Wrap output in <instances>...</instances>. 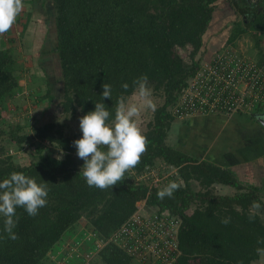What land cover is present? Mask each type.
<instances>
[{
    "label": "trees",
    "instance_id": "trees-1",
    "mask_svg": "<svg viewBox=\"0 0 264 264\" xmlns=\"http://www.w3.org/2000/svg\"><path fill=\"white\" fill-rule=\"evenodd\" d=\"M24 1L32 7L39 4L47 15L44 24L48 29L53 27L52 50L63 79L62 112L79 111L83 116L93 111L95 102H101L102 85L107 83L112 88V99L105 98L103 102L114 113L118 98L130 96L134 91L133 81L147 75L149 86L163 100L143 131L147 150L131 171L141 173L145 166L164 162L178 167L177 175L168 176L167 184L183 183L172 197L163 200L157 196L163 185L149 188L144 182L136 184L130 179V172L113 188L89 187L80 174L84 161L78 158L73 146L82 132L68 134L62 123L48 121L32 126L30 137L25 131L20 133L28 123L11 124L3 116V109L21 90L15 49L9 40L6 47L0 48V182L12 172H23L38 183L48 182L49 192L47 204L39 209L38 215L29 216L25 209H16L15 240L4 231V217L0 216V264H53L48 259L55 245L80 220L85 221V241L94 253L84 262V257L75 252L76 247L71 257L65 259L66 264H72L74 259H81V264H94V257L103 264H138L108 239L142 199L146 200V207L182 219L178 233L180 254L173 264L257 261L260 257L256 249L264 248V244H258V240L264 239L261 187L242 184L231 168L206 157H196L168 144L167 139L171 124L178 120L169 108L194 73L202 53H214L223 45L236 46L239 37L249 35L259 60L263 59L258 35L264 32V0H50L49 7L46 0ZM220 1L227 2L234 19L224 26L228 28L226 34L210 51L203 36ZM176 49H188L189 62ZM125 83L129 85L127 91L122 88ZM262 110L264 105L256 108L257 112ZM29 139L36 157L21 164L14 160L9 148L21 151ZM46 146H55L59 153L62 150L63 159L58 161L57 155L44 152ZM193 182L200 189H194ZM218 184L232 187L235 192L216 193ZM254 201L262 207L250 222L249 210ZM226 217L231 222L224 225L221 219ZM79 242L76 240L72 245ZM97 243L103 246L98 248Z\"/></svg>",
    "mask_w": 264,
    "mask_h": 264
},
{
    "label": "rangeland",
    "instance_id": "rangeland-1",
    "mask_svg": "<svg viewBox=\"0 0 264 264\" xmlns=\"http://www.w3.org/2000/svg\"><path fill=\"white\" fill-rule=\"evenodd\" d=\"M49 1L46 0V7L50 6ZM31 8L32 10H30ZM43 10L39 7V4L32 7L24 1V9L13 28L5 35L0 36V48L6 47L9 40L13 41L11 47L15 49L14 54L17 59V71L21 86V90L17 91L10 100L9 106L3 109V116L11 124L20 123L24 126L27 122L28 124L20 133L25 131L28 137L31 136L32 126L41 125L48 121L62 123L65 133H81L79 127L81 114L79 111L74 114L62 112L60 101L63 94V79L59 63H57L55 53L52 50L55 44V35L53 27L48 29L44 24L47 15ZM233 19L234 15L230 11L227 2L220 1L213 22L203 36L205 45L208 46L210 51L217 46L216 41L219 43V40L226 34L228 28L224 26ZM21 31H23V34H21ZM258 37L261 47H263L264 33L261 32ZM254 46V40L249 35H242L236 40L235 48L242 49L244 53H252ZM188 49H176L185 62H189ZM149 87L157 106L160 105L163 98L154 93L152 86ZM152 112L150 110L145 111L140 117L143 131L152 116ZM227 118L228 116L217 115L213 117L195 116L191 122L175 120L171 124L167 139L168 144L177 146L196 157L211 159L222 167L231 168L242 184L259 185L261 194L264 196V148L261 149L262 146L264 147V140H259L264 130H260L257 135L251 136L252 132L249 133L250 138L249 136L240 137L241 140L246 139L245 142L241 141L243 145H240V139L236 138L235 135L226 139L224 133L234 129L230 127L233 125L230 122L231 119ZM221 134L225 137L222 138ZM80 138H82V134L77 137V139ZM30 143V139L29 142L26 141L21 151H16L14 147L9 148L14 160L25 164L26 160L36 157L34 147ZM43 151L52 152L57 156L61 154L55 146H46ZM259 177L260 179H258ZM193 187L196 190L200 189L196 182H193ZM215 192L228 194L235 192V190L232 187L219 185L216 187ZM136 205L142 206L143 204L137 202ZM142 212L145 213L146 210H142ZM84 224L85 221L80 220L75 224L73 231L64 233L60 243L57 246L55 245L53 252L49 255L48 261L50 263L66 264L65 259L71 257L70 254L76 247L75 252L80 257H84V262L90 259L94 249L85 241L87 240V233L85 232L87 229ZM76 240H80V242L73 246L72 243ZM259 260L260 258L253 264H258ZM79 261L81 259H74L72 264H79ZM93 262L94 264H103L101 261L95 260V257Z\"/></svg>",
    "mask_w": 264,
    "mask_h": 264
},
{
    "label": "clouds",
    "instance_id": "clouds-1",
    "mask_svg": "<svg viewBox=\"0 0 264 264\" xmlns=\"http://www.w3.org/2000/svg\"><path fill=\"white\" fill-rule=\"evenodd\" d=\"M23 9L24 0H0V36L13 28ZM133 85L131 96L121 95L114 105L113 113L103 102L105 98L112 99L111 85L104 83L101 102H95V109L80 117L82 138L75 140L73 146L78 158L84 161L80 174L89 187L106 190L123 182L125 174L140 163L147 150L148 141L140 117L145 111H156L157 104L147 75L137 78ZM122 88L127 91L129 85L125 83ZM63 155L61 150L56 159L62 160ZM47 183H38L23 172H12L0 182V216L4 217V231L10 239H17L13 229L18 223V207L34 217L40 208L46 206L49 192ZM182 183L169 182L158 191V198L163 200L172 197ZM261 207L260 202H253L249 210L250 222L259 214ZM230 222V217L221 219L224 225ZM258 244H264V239L258 240ZM256 252L260 257L258 264H264V248L258 247Z\"/></svg>",
    "mask_w": 264,
    "mask_h": 264
},
{
    "label": "built area",
    "instance_id": "built-area-1",
    "mask_svg": "<svg viewBox=\"0 0 264 264\" xmlns=\"http://www.w3.org/2000/svg\"><path fill=\"white\" fill-rule=\"evenodd\" d=\"M252 51L244 53L229 44L203 55L205 57H201L194 73L169 108L171 114L176 119L213 115L230 117L249 114L263 106L264 57L260 61L257 49ZM177 173V166L159 162L154 166H145L141 173L130 171V179L136 184L144 182L150 188L165 186L168 176ZM137 202L143 205H136L133 213L108 241L117 244L138 264H173L180 254L178 233L181 217L146 207L145 199ZM101 246L103 243H97L98 248Z\"/></svg>",
    "mask_w": 264,
    "mask_h": 264
},
{
    "label": "crops",
    "instance_id": "crops-1",
    "mask_svg": "<svg viewBox=\"0 0 264 264\" xmlns=\"http://www.w3.org/2000/svg\"><path fill=\"white\" fill-rule=\"evenodd\" d=\"M262 33H264V32H262ZM263 48H264V45H263ZM263 112H264V110H262L261 112H257L256 109H255L254 111L250 112L249 114L248 113H242V114H239V115H233V116L228 117L227 119H231L230 122L233 123V125H231L230 127L234 128V129H231V131H229L228 133L227 132L224 133L225 136H226V139L227 138L229 139L230 137H232L234 135L236 136V138L238 137L239 139H240V137L241 138H245V136L248 137L249 133H251V132H252L251 136L259 134L260 130H264V128L260 125V123H258L256 116H253V115H255V114L256 115H261V113H263ZM213 116H205V117H213ZM215 116H217V115H215ZM218 116H220V115H218ZM223 116H226V115H223ZM253 117L256 118V120L253 119ZM192 119L190 118L189 121L191 122ZM211 122H213V121L211 120ZM221 135H222V138L225 137V136H223V134H221ZM249 138H250V136H249ZM259 140L260 141L264 140V133L262 135H260ZM217 141H218V139H217ZM241 141L245 142L246 139L245 140L244 139L243 140L240 139V145L241 144L243 145V143ZM261 148H264V147L262 146ZM258 179H260V177Z\"/></svg>",
    "mask_w": 264,
    "mask_h": 264
},
{
    "label": "water",
    "instance_id": "water-1",
    "mask_svg": "<svg viewBox=\"0 0 264 264\" xmlns=\"http://www.w3.org/2000/svg\"><path fill=\"white\" fill-rule=\"evenodd\" d=\"M262 114H263V115H262ZM255 116H256L258 122L260 123V125L264 127V112L261 113V115H256V114H255Z\"/></svg>",
    "mask_w": 264,
    "mask_h": 264
}]
</instances>
